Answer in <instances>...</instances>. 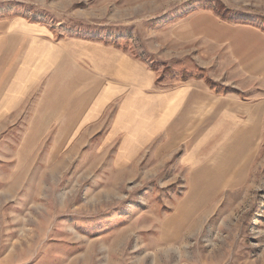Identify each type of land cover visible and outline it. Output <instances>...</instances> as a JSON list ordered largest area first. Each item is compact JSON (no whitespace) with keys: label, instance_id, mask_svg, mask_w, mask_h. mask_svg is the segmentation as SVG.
Returning a JSON list of instances; mask_svg holds the SVG:
<instances>
[{"label":"rangeland","instance_id":"rangeland-1","mask_svg":"<svg viewBox=\"0 0 264 264\" xmlns=\"http://www.w3.org/2000/svg\"><path fill=\"white\" fill-rule=\"evenodd\" d=\"M13 19L49 27L57 42L124 53L154 73L153 92L202 82L219 98H264V65L248 74L264 58V0H0V100L3 25ZM100 86L89 80V102ZM36 88L20 122L0 107V264H264V141L253 165L233 170L234 188L198 203L183 161L207 125L196 135L191 123L170 125L185 136L168 151L158 139L120 155L121 139L104 131L72 154L65 107H54L67 85ZM115 115L112 106L106 128Z\"/></svg>","mask_w":264,"mask_h":264},{"label":"crops","instance_id":"crops-1","mask_svg":"<svg viewBox=\"0 0 264 264\" xmlns=\"http://www.w3.org/2000/svg\"><path fill=\"white\" fill-rule=\"evenodd\" d=\"M3 27L4 95L0 107H4V118L14 117V123L20 122L26 108L34 106L36 86L54 81L67 85L61 91L66 95L63 103L60 96L54 107H65L60 132L65 134L62 139L68 141L72 154H80L90 139L104 131H108L109 142L121 139L120 155H140L158 139L161 151H168L169 147L182 144L185 136L184 131H177L176 135L169 132L170 125L191 123L193 133L197 131L195 135L202 125H207L203 137L197 135L189 142L183 161L192 173L191 187L204 198L198 203L213 202L226 188H234L241 177L233 170L237 166L248 169L255 163L264 141L261 96L245 100L239 93H229L219 98L215 89L202 82L153 92L157 83L154 73L100 42H57L49 27L24 20H7ZM88 64L90 69L83 66ZM262 65L264 58L250 60L249 76ZM73 73L78 76L74 85ZM89 78L101 83L91 102L85 95L89 92ZM250 92L253 90H242L243 94ZM78 98L80 102L73 111V100ZM112 106L116 115L106 128L105 114Z\"/></svg>","mask_w":264,"mask_h":264},{"label":"trees","instance_id":"trees-1","mask_svg":"<svg viewBox=\"0 0 264 264\" xmlns=\"http://www.w3.org/2000/svg\"><path fill=\"white\" fill-rule=\"evenodd\" d=\"M210 82H211V81H210ZM232 91H233V90H232ZM232 91L230 90V92H232ZM233 92H235V93H236L237 91H233Z\"/></svg>","mask_w":264,"mask_h":264}]
</instances>
